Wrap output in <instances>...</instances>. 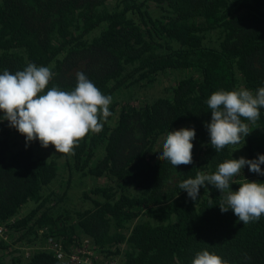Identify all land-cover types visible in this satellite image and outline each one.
<instances>
[{"label":"trees","instance_id":"1","mask_svg":"<svg viewBox=\"0 0 264 264\" xmlns=\"http://www.w3.org/2000/svg\"><path fill=\"white\" fill-rule=\"evenodd\" d=\"M29 63L55 73L46 90H74L84 73L112 97V115L72 156L38 140L26 147L0 121V224L9 234L0 264H62L38 250L48 238L67 255L87 242L95 264H191L203 250L264 264V214L243 224L220 211L213 186L196 201L179 188L226 160L264 154L250 135L216 152L205 127L212 93L264 87V0H0V74ZM244 122L264 136V108ZM181 128L195 129L193 163L174 167L158 155ZM244 182L264 176L245 166L232 190Z\"/></svg>","mask_w":264,"mask_h":264},{"label":"clouds","instance_id":"2","mask_svg":"<svg viewBox=\"0 0 264 264\" xmlns=\"http://www.w3.org/2000/svg\"><path fill=\"white\" fill-rule=\"evenodd\" d=\"M54 76L50 67L34 63L15 73L4 70L0 74V113H3L0 121H7L9 127L23 135L26 147L38 140L43 148L52 145L56 152L72 156L89 133L98 134L103 130L112 115L109 110L112 97L104 95L82 72L77 73L74 90L64 91L56 86L46 90ZM206 103L211 120L205 127L212 148L219 152L232 146L236 151L251 133L244 121L255 123L260 118L264 87L255 92L246 88L219 90L212 93ZM195 136L194 128L168 132L158 159L169 161L174 167L192 164ZM261 165H264V154H258L256 159L232 158L220 163L213 174L198 172L195 178L181 182L179 188L196 201L201 188L211 185L222 197L218 205L222 213L231 209L239 222H257L264 214V183L244 182L237 191H233L231 185L245 166L250 172L264 176ZM191 264H228V261L203 250L195 255Z\"/></svg>","mask_w":264,"mask_h":264},{"label":"built area","instance_id":"3","mask_svg":"<svg viewBox=\"0 0 264 264\" xmlns=\"http://www.w3.org/2000/svg\"><path fill=\"white\" fill-rule=\"evenodd\" d=\"M7 239V231L0 224V241ZM46 249L52 251L55 258L61 261L62 264H95L94 260L97 257L90 250V246H88L87 242L83 243V246L76 249L71 254H65L61 247L53 242L51 239L47 240ZM98 258V257H97ZM105 264H119L116 260H111L109 262H105Z\"/></svg>","mask_w":264,"mask_h":264},{"label":"rangeland","instance_id":"4","mask_svg":"<svg viewBox=\"0 0 264 264\" xmlns=\"http://www.w3.org/2000/svg\"><path fill=\"white\" fill-rule=\"evenodd\" d=\"M249 130L251 132L249 135H250L251 143L253 145L252 150L254 153H256L258 150L257 147L263 146V144H264V136H262L259 132H255V127H252Z\"/></svg>","mask_w":264,"mask_h":264},{"label":"bare ground","instance_id":"5","mask_svg":"<svg viewBox=\"0 0 264 264\" xmlns=\"http://www.w3.org/2000/svg\"><path fill=\"white\" fill-rule=\"evenodd\" d=\"M4 227V226H3ZM5 228V227H4ZM6 229V228H5ZM7 231V230H6ZM9 234H7V239L6 240H2V241H0V242H3V241H6V242H8V239H9V236H8ZM48 239H50V238H48ZM47 239V240H48ZM47 240H45V242L43 243V244H41L39 247H38V250H43V251H48V252H51L52 254H53V252L52 251H49V250H47L46 249V245H47ZM52 240V239H51ZM53 242H55V243H57L60 247H61V245L58 243V242H56V241H54V240H52ZM61 249H62V247H61ZM62 251H63V249H62ZM64 252V251H63ZM65 253V252H64ZM53 256H54V254H53ZM55 257V256H54ZM61 262V261H60Z\"/></svg>","mask_w":264,"mask_h":264}]
</instances>
